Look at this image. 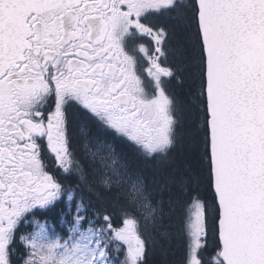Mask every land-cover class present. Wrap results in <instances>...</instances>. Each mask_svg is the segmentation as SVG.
Segmentation results:
<instances>
[{
  "label": "snow or ice",
  "instance_id": "snow-or-ice-1",
  "mask_svg": "<svg viewBox=\"0 0 264 264\" xmlns=\"http://www.w3.org/2000/svg\"><path fill=\"white\" fill-rule=\"evenodd\" d=\"M157 251L264 264V0H0V264Z\"/></svg>",
  "mask_w": 264,
  "mask_h": 264
},
{
  "label": "trees",
  "instance_id": "trees-1",
  "mask_svg": "<svg viewBox=\"0 0 264 264\" xmlns=\"http://www.w3.org/2000/svg\"><path fill=\"white\" fill-rule=\"evenodd\" d=\"M119 151V149H118ZM126 159H128L133 167H136L144 172V174L149 178V182H151V179L153 175L155 174V165L152 160H147L142 157H139L135 154V150L131 146H125L124 151L122 153ZM67 182L69 183H75V179L72 177L67 178ZM87 198V197H86ZM93 201L95 198H92ZM37 216L41 219H43L45 216L48 217L50 221L53 223H56V217L58 216V210H54L52 212H37ZM30 227L25 228L24 226L21 227V231H28ZM175 259V257L169 255L167 257L160 254V252H155L150 254L148 264H172V261Z\"/></svg>",
  "mask_w": 264,
  "mask_h": 264
},
{
  "label": "rangeland",
  "instance_id": "rangeland-1",
  "mask_svg": "<svg viewBox=\"0 0 264 264\" xmlns=\"http://www.w3.org/2000/svg\"><path fill=\"white\" fill-rule=\"evenodd\" d=\"M30 230H31V228L28 229V231H30Z\"/></svg>",
  "mask_w": 264,
  "mask_h": 264
}]
</instances>
